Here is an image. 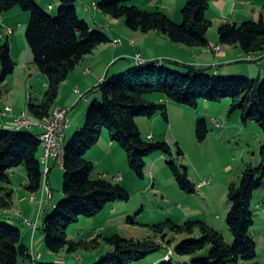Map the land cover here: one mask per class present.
I'll return each instance as SVG.
<instances>
[{"label": "trees", "instance_id": "trees-1", "mask_svg": "<svg viewBox=\"0 0 264 264\" xmlns=\"http://www.w3.org/2000/svg\"><path fill=\"white\" fill-rule=\"evenodd\" d=\"M59 1L58 16L52 17L34 0H0V16L15 8L30 14L26 42L33 53L34 64L48 80L42 102L28 103L29 113L38 120L50 119L62 84L81 61L111 42L104 32L92 29L80 18L77 0ZM212 1L187 0L182 10L181 25L162 11H144L133 4L134 0H102L97 8L113 19L124 20L132 31L159 32L174 43L190 48H205L209 45L208 34L213 28V22L206 16ZM218 33L222 44L239 46L248 55L264 52L263 20L226 23L219 28ZM157 63L132 67L103 82L99 86L102 102H93L87 113L85 127L66 145L63 155V194L66 200L46 213L44 219L46 248L55 256L64 250L75 253L84 247L96 249L100 245L98 238L90 242L70 241V226L79 223L82 217L100 214L110 203L130 199L128 190L118 182L92 178L95 166L87 154L100 142L104 129L108 130L111 140L125 149L129 166L139 178H144L146 157L155 152L172 155V149L166 142L149 141L142 137L136 117L152 119L161 113L169 121L167 105L149 102L146 95L158 93L173 103L191 108H197L200 99L219 102L228 98L232 112L241 111L244 123L255 121L264 133V81L223 78L194 68H188L187 73L183 74ZM0 65V82L4 83L17 67L7 42L0 44ZM209 132L206 120L200 119L196 128L199 141L204 142ZM40 152L42 144L35 132L24 128L15 130L0 127V183H11L12 171L25 167L27 190L32 194L38 193L52 172L50 169L46 175ZM178 153L184 154L180 148ZM262 154L264 156V146ZM170 166L180 188L190 194L196 193L197 186L191 182L187 172L184 173L172 162ZM263 185L264 166L249 168L241 176L239 184L231 185L228 193L231 211L227 223L235 239L232 246L227 245L223 237L206 223L188 222L183 226L172 225V229L178 234H193L199 229L203 236L183 241L176 248V253L191 256L211 245L209 257L193 260L189 264H240L254 261L257 258V245L250 236L255 224L252 203L255 192ZM6 196H0V209H10L12 206V195ZM106 242L105 253L93 264L139 263L161 249L158 243L151 240L136 241L119 235L106 238ZM30 252L20 229L0 223V264H19L21 259L36 264H62L38 263L39 260L34 261ZM165 264H172V261Z\"/></svg>", "mask_w": 264, "mask_h": 264}, {"label": "rangeland", "instance_id": "rangeland-1", "mask_svg": "<svg viewBox=\"0 0 264 264\" xmlns=\"http://www.w3.org/2000/svg\"><path fill=\"white\" fill-rule=\"evenodd\" d=\"M34 1L52 17L58 16L59 0ZM100 1L102 0H91L89 4L92 6L91 8H97L96 4ZM140 2L141 5L137 6L144 11H162L165 13V4H163V8L161 6L151 8L148 3H145L147 1L140 0ZM136 3V0H134L133 4L136 5ZM186 3L187 0H176L173 14L177 9H180L179 12L183 17L182 10ZM51 4L54 8L52 6L49 7ZM78 4V14L80 18L85 20L92 29L99 30L98 27L94 25L93 13L87 11L90 17L87 16L80 7L81 3ZM261 10L264 13V6L261 7ZM98 14L100 17H110L103 14L100 10ZM28 15L30 16L29 13ZM0 18L3 25L2 15ZM182 22L183 21L177 24L181 25ZM219 22H221V20ZM3 27L5 30L8 28L7 26ZM8 29L12 32L11 28ZM6 31L8 32V30ZM216 31H218V29H216ZM104 33L106 34V32ZM154 33L157 32H153L151 39L155 46V41L158 38ZM215 35L219 36V33L216 32ZM5 43L6 42L0 41L1 45ZM120 43L121 40H117L112 44L116 47ZM138 55L140 58L137 57ZM251 55L252 56H249L248 60L255 59L254 54ZM133 60L136 66L147 64L142 59L140 53H136ZM159 63L161 62L157 64ZM243 63L244 65H256L246 62H240L239 65ZM177 70L183 74L187 73L185 69ZM215 72L216 69L212 68L208 69L205 73L223 78L240 77L237 75H218ZM26 77L30 78V75L26 74ZM240 78H248V76L242 75ZM250 78L257 79L256 77ZM260 80L261 82L264 81V75ZM105 81L106 80H103L100 85ZM13 85L15 86V82L11 79L7 80L3 85L0 82V108H2L5 103L7 105L3 112L4 116L13 112V105L16 104V100L18 99L16 96L21 89L18 86L12 89ZM2 86L14 90L15 97L13 100L10 98L8 101L1 102ZM32 90L34 98H36L35 91L31 88L30 91ZM156 95L159 94L153 93L146 95V99L149 102H155L157 104H168L167 102L158 103ZM28 97L26 100L25 88L24 106L28 104ZM166 99L167 98H165V100ZM99 101L102 102L101 96ZM92 104L93 103L90 104L87 113ZM172 104L174 107L171 113H169L168 110V122L161 113H158L152 119L143 116L136 117V122L145 140L153 141L152 136H149V139H147V136L148 134L153 135L155 133L158 139L154 140V142H166L172 149V155H164L160 152H155L146 157L144 178H139L135 172L131 170L125 149L113 140L109 142L108 149H105L104 157H98L99 159L95 161L92 178H100L104 174L107 180L115 183L113 177L121 174L123 180L118 182V184L128 190L130 199L129 201H116L110 203L100 214L93 217H82L79 223L70 226L68 229V238L70 241L75 243L82 241L90 242L98 238L100 245H98L96 249L86 247L79 248L75 253H69L68 250L62 251L60 257L65 259V264H93L96 259L105 253L107 249L106 238L115 235L136 241L151 240L161 246L159 251L150 254L143 261L132 264H165L170 261H172V264H189L193 260L209 257L211 245H207L204 250L191 256H181L176 253V248L180 246L183 241L191 238L200 239L203 236L199 229H196L193 234L187 232L178 234L172 229V225L183 226L188 222H204L222 236L227 245L232 246L234 244L235 239L227 223L231 211V204L228 200L229 189L232 184L240 183L241 176L249 168L255 169L264 166V156L262 154L264 133L255 121H249L247 124L244 123L241 111L232 112L231 101L228 98L219 102L200 99L197 108H191L176 103ZM56 109L63 108L54 106L51 117ZM27 111L28 109L26 108L15 116L14 122L20 116L26 114L28 117H26L27 121L29 120L31 122V129H24L32 131L35 128H41L43 131L40 134H43L45 132V127H43V125H46L50 119L38 120L32 114L27 113ZM200 119L206 120L210 131L204 142L199 141L196 133L197 122ZM85 125L86 121L83 128ZM22 129L23 128H19L18 130ZM103 133L108 134V130L104 129ZM74 135L70 137L68 132V137L66 138V133V141L63 145L62 153H60L62 154L61 158H63L66 145ZM110 143H114V145ZM114 147H116V149ZM179 148L183 151V155H179ZM42 152L39 154L40 159L43 156ZM59 156L53 158H59ZM171 162L176 164L184 173L185 171L187 172L191 182L197 186L196 193L190 194L180 188L171 170ZM42 165L45 172H48V169H45V163ZM59 167L60 163L58 161L56 170H59ZM62 178L61 183L57 181L52 182V185L50 183L53 189L52 196L49 193L51 188L47 186L49 176L45 180V184L42 186L40 192L37 194L33 195L27 190L28 178L25 167H18L12 171V183H0V196L7 197L6 194L12 195L11 208L0 209L2 212V215L0 213V223H5L15 229H20L23 232L24 241L29 247L36 243L38 253L46 252L51 255L50 259L46 257V260L39 262L38 260L40 257L34 254V249L31 247L30 253L32 258L34 261H38V263L57 262L56 256L48 252L46 248L44 219L46 215L45 212L50 204L51 206H56L60 202L66 200L63 194L64 173ZM52 210L53 207L50 208V212ZM22 212L25 214L22 215ZM252 212L255 224L251 228L250 236L257 245V258L254 261L241 262L240 264H264V185L255 192ZM29 222L31 224H29ZM38 238L41 240L38 241ZM36 239L37 241L35 242ZM171 251L172 254L170 253ZM19 264H36V262H31L28 259H21Z\"/></svg>", "mask_w": 264, "mask_h": 264}, {"label": "crops", "instance_id": "crops-1", "mask_svg": "<svg viewBox=\"0 0 264 264\" xmlns=\"http://www.w3.org/2000/svg\"><path fill=\"white\" fill-rule=\"evenodd\" d=\"M145 1H147L145 3H148L151 8L159 6L163 8V4H165V14L178 24L183 21V17L179 12L180 9H177L173 14L176 0ZM89 2H91V0H77V10L79 8L78 3H81L80 7L87 16L90 17L87 11H91L93 13L92 17L94 25H96L99 30H102V32H106L107 36L111 39V42L99 47L93 54L86 56L61 86L55 107L69 109L70 111V127L67 131L66 138L68 137V132L71 137V135H74L83 128L87 119V110L90 104L100 99V83L103 80H109L110 77L121 74L129 68L136 66L135 61L133 60L136 53H140L142 59L146 63L161 62L162 66L171 69L175 68L174 70L185 69L188 71V68H196V70L206 72L208 69L215 68V73L218 75L226 74L237 75L240 77L246 75L248 78L256 77L259 81H261L260 79L264 75V52L255 53V59L248 60L249 56L252 55L246 54L239 46L222 44L219 36L215 35L216 32L218 33L219 28L226 23L241 24L249 20L256 22L259 20L264 21V13L261 10V7L264 6V0H213L206 12L207 18L213 22V28L208 34L209 45L205 48H190L182 44L174 43L166 35L159 32L154 33L158 38L156 39V45L154 46L151 39L153 32L141 33L140 31H132L126 26L123 20H117L111 17H100L98 14L99 9L96 7L91 8L92 6H90ZM136 2V5H141L140 0H136ZM98 3L99 2L94 4L97 6ZM51 6L53 7L52 4L49 5V7ZM25 13L27 12L20 8H15L12 11L3 14V25L0 27V41L7 42L10 45L13 59L17 64L15 73L7 80L11 79L15 82V86L13 85L12 89L16 86L22 89H20L19 94L16 96L18 99L16 100V104L13 105V112L5 116L3 115L4 109L7 106L6 103L3 104L4 107L2 106V108H0V127L11 129H14L15 116L28 107V104L24 106L25 88L26 100L29 94L28 103L30 101H35V103L39 104L42 102L48 86L46 76L37 69V66L34 64L33 53L25 41V33L30 21V16L28 13ZM220 20L221 22H219ZM3 26L11 28L12 32H7ZM216 29H218V31H216ZM117 40H121V43L115 47L112 43ZM209 48H219L220 50L218 52L214 50L208 51ZM240 62L256 65H244V63L239 65ZM26 74L30 75V78H27ZM4 83L1 84L3 85ZM31 88L34 89L36 98H34L33 90L30 91ZM76 89L80 91L79 95L75 93ZM156 96L158 103H168L167 107L169 113H171V110L174 107L172 104L173 102L168 99L165 100L166 97L161 94ZM1 97V102L8 101L10 98L13 100L15 92L14 90H10V88L2 86ZM32 131L38 135L42 133L43 130L41 128H35ZM149 136L153 137V141L158 139L157 134L155 133L153 135L148 134L147 139H149ZM110 141L111 138L109 133H102L100 142L87 154V158L95 163V161L99 159L98 157H104V151L105 149H108ZM110 144L114 145V143ZM114 148L116 149V147ZM61 156L62 154H60L59 158H53L45 164V169H49V167L52 169L47 185L50 188L52 182H62L64 166L63 158H61ZM41 161H43L42 157ZM58 161L60 167L59 170H56ZM102 177L105 178V175L103 174L100 178ZM52 190L53 189L51 188V191L49 192L51 196ZM51 207L54 208L55 205L51 206L50 204L45 213L50 212ZM21 214L24 215L25 213L22 212ZM29 224L31 223L29 222ZM40 240L41 239L38 238V241ZM36 241L37 239L35 242ZM26 246L34 249V254L40 257L39 261L46 260V257L50 259L51 255L49 253H38L36 243L31 247L27 244ZM56 261L65 264V259L60 257V255L56 256Z\"/></svg>", "mask_w": 264, "mask_h": 264}, {"label": "built area", "instance_id": "built-area-1", "mask_svg": "<svg viewBox=\"0 0 264 264\" xmlns=\"http://www.w3.org/2000/svg\"><path fill=\"white\" fill-rule=\"evenodd\" d=\"M0 26H2L1 18H0ZM6 30H8V32L11 33L10 29L6 28ZM214 50L219 51L220 49L214 48ZM208 51H211V49L209 48ZM137 57H139V55ZM75 93L79 95L80 91L76 90ZM69 112H70L69 109H60L57 112L55 123L50 125L49 128H44L45 132L43 133V135L44 137H46L45 156L49 161L53 157H57V147L60 144V142L65 138L66 133L70 127ZM18 128L31 129L30 124H27V119L24 114L15 121L14 129H18ZM49 171H50V167H49ZM113 179L115 182H121L123 180V177L121 175H116L113 177Z\"/></svg>", "mask_w": 264, "mask_h": 264}, {"label": "bare ground", "instance_id": "bare-ground-1", "mask_svg": "<svg viewBox=\"0 0 264 264\" xmlns=\"http://www.w3.org/2000/svg\"><path fill=\"white\" fill-rule=\"evenodd\" d=\"M144 63H145V62H144ZM59 110H60V109H56V110L54 111V113H53L52 117L50 118V120L47 122L46 125H43V127H45V128H49L50 125H52V124L55 123V121H56V116H57V112H58ZM24 113H26V112H24ZM27 113H29V112L27 111ZM24 115L26 116V114H24ZM27 115H28V114H27ZM26 117H27V116H26ZM27 118H28V117H27ZM27 124H30V126H31V122H30L29 120L27 121ZM38 139H39V141L41 142L42 147H43V156H42V160H43V162H44L45 164H47L49 160H48L47 157L45 156V153H46V137H44L43 134H39V135H38ZM64 141H65V138L60 142V144H59L58 147H57V156H59L60 153H61V151L63 150V144H64ZM48 172H49V169H48ZM48 172H45L46 175L48 174Z\"/></svg>", "mask_w": 264, "mask_h": 264}]
</instances>
